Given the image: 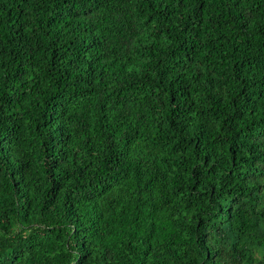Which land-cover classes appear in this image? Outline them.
I'll list each match as a JSON object with an SVG mask.
<instances>
[{"label":"trees","instance_id":"1","mask_svg":"<svg viewBox=\"0 0 264 264\" xmlns=\"http://www.w3.org/2000/svg\"><path fill=\"white\" fill-rule=\"evenodd\" d=\"M0 264H264V0H0Z\"/></svg>","mask_w":264,"mask_h":264}]
</instances>
